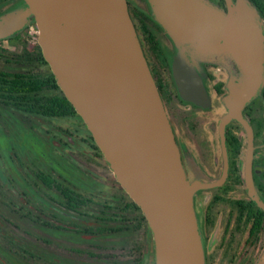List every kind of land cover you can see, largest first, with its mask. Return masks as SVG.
<instances>
[{"label":"flooded vegetation","instance_id":"af4514ba","mask_svg":"<svg viewBox=\"0 0 264 264\" xmlns=\"http://www.w3.org/2000/svg\"><path fill=\"white\" fill-rule=\"evenodd\" d=\"M210 1L228 10L236 0ZM127 2L194 184L205 264H257L264 254V84L229 115L225 97L238 63L199 59L191 79L199 94L189 98L173 71L177 43L151 0ZM22 4L0 0V15ZM52 72L34 18L0 37V264H156L146 214Z\"/></svg>","mask_w":264,"mask_h":264},{"label":"water","instance_id":"95a60500","mask_svg":"<svg viewBox=\"0 0 264 264\" xmlns=\"http://www.w3.org/2000/svg\"><path fill=\"white\" fill-rule=\"evenodd\" d=\"M151 3L177 43L173 71L186 96L199 94L191 83L194 63L233 58L240 69L225 100L229 115L241 112L264 84V17L257 6L252 0L230 1L228 10L210 0ZM30 18L58 84L146 214L156 264H205L194 184L127 0H24L0 15V37Z\"/></svg>","mask_w":264,"mask_h":264},{"label":"trees","instance_id":"16d2710c","mask_svg":"<svg viewBox=\"0 0 264 264\" xmlns=\"http://www.w3.org/2000/svg\"><path fill=\"white\" fill-rule=\"evenodd\" d=\"M252 1L257 4V6L259 7L261 13L264 15V0H252ZM51 74H52V77H53V82L58 85L54 72H52ZM61 91L63 92L64 98L68 101L69 106L72 107V108H75L73 103L65 95L64 91L63 90H61Z\"/></svg>","mask_w":264,"mask_h":264},{"label":"rangeland","instance_id":"374dc122","mask_svg":"<svg viewBox=\"0 0 264 264\" xmlns=\"http://www.w3.org/2000/svg\"><path fill=\"white\" fill-rule=\"evenodd\" d=\"M32 29H35V27H32Z\"/></svg>","mask_w":264,"mask_h":264}]
</instances>
